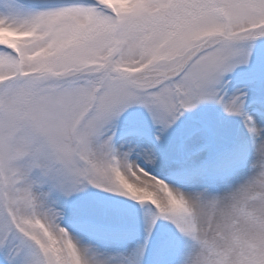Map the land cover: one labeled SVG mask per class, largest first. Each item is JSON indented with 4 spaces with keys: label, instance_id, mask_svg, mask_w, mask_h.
Here are the masks:
<instances>
[{
    "label": "snow or ice",
    "instance_id": "snow-or-ice-1",
    "mask_svg": "<svg viewBox=\"0 0 264 264\" xmlns=\"http://www.w3.org/2000/svg\"><path fill=\"white\" fill-rule=\"evenodd\" d=\"M0 29L18 36L0 40L3 264H115L62 223V198L90 185L120 194L93 212L127 197L149 207V234L174 222L197 245L185 264H264V127L226 79L264 40V0H0ZM203 101L255 143L251 175L224 193L176 187L132 159L155 165L154 145L116 141L133 105L163 131Z\"/></svg>",
    "mask_w": 264,
    "mask_h": 264
},
{
    "label": "rangeland",
    "instance_id": "rangeland-1",
    "mask_svg": "<svg viewBox=\"0 0 264 264\" xmlns=\"http://www.w3.org/2000/svg\"><path fill=\"white\" fill-rule=\"evenodd\" d=\"M16 38V33L0 29V40ZM226 79L230 81L229 94L238 89L249 91L245 109L264 127V40L254 43L250 64L238 66ZM116 141L125 150L129 145H154L159 157L155 165L135 153L132 159L187 192L207 189L212 194L224 193L251 175L257 158L243 117L226 113L213 101L186 110L163 131L145 106L133 105L119 118ZM119 195L90 185L62 198L63 226L82 244L113 256L115 264H185L194 255L196 242L172 221L160 218L148 233L147 205L121 197L126 203L121 204L123 211L116 216L92 211ZM142 244L146 247L139 257L137 249Z\"/></svg>",
    "mask_w": 264,
    "mask_h": 264
},
{
    "label": "bare ground",
    "instance_id": "bare-ground-1",
    "mask_svg": "<svg viewBox=\"0 0 264 264\" xmlns=\"http://www.w3.org/2000/svg\"><path fill=\"white\" fill-rule=\"evenodd\" d=\"M253 117H254V115H253ZM172 184V183H171ZM172 185H174V184H172Z\"/></svg>",
    "mask_w": 264,
    "mask_h": 264
}]
</instances>
